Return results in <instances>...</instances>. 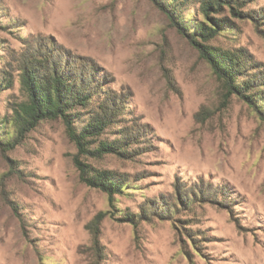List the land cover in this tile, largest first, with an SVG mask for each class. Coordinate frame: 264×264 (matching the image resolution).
<instances>
[{"label": "rangeland", "instance_id": "obj_1", "mask_svg": "<svg viewBox=\"0 0 264 264\" xmlns=\"http://www.w3.org/2000/svg\"><path fill=\"white\" fill-rule=\"evenodd\" d=\"M196 5L177 19L202 20ZM240 9L259 16L225 9L231 26L207 43L242 48L264 74V0ZM43 45L94 65L123 93L122 120L99 139L130 126L137 154L79 151L61 118L0 148V264H264V119L226 92L167 13L152 0H0V80L11 79L0 87L2 141L12 128L5 118L26 99L18 60ZM75 158L126 176V186L110 200L80 181ZM100 212L94 247L87 226ZM141 212L135 224L121 219Z\"/></svg>", "mask_w": 264, "mask_h": 264}, {"label": "trees", "instance_id": "obj_2", "mask_svg": "<svg viewBox=\"0 0 264 264\" xmlns=\"http://www.w3.org/2000/svg\"><path fill=\"white\" fill-rule=\"evenodd\" d=\"M246 1L248 0H152L167 13L178 32L197 47L201 57L207 60L214 74L222 81L226 92L242 97L264 119V74L258 67L252 66V59L242 48L228 50L207 43L221 30L231 26L229 19L221 16L225 9L234 16L246 17L251 14L253 18H258L259 14L255 15L250 10L242 12L240 8ZM187 3L197 4V11L203 17L192 27L177 19V11H181ZM18 64L20 85L26 93V99L12 107L10 117L5 118L12 128L6 130L5 141L0 140L1 149L9 150L18 145L26 133L42 120L61 118L66 125L69 139L76 144L79 151L90 152L98 157L107 153L131 156L128 149L133 151V155L137 154L134 146L139 134L135 135L130 126L121 125L116 130L118 137L114 139H99L107 129L120 123L125 100L123 93H117L105 86L104 78L96 73L94 65L76 63L69 57L52 52L44 45L41 48L27 49L21 54ZM10 82L9 75L1 76L0 87ZM79 115L85 116L86 122L76 130L74 118ZM94 140L98 143L91 147ZM74 161L80 181L106 192L110 200L113 194L121 193L127 184L126 176L111 170L97 169L77 158ZM176 192L178 199L189 205L188 196L185 193L179 195L177 190ZM170 208L167 207L160 214L170 215ZM103 216V212L98 213L87 226L94 247L98 243V224ZM141 217L146 218V214L126 213L121 219L135 224ZM94 250L98 252L97 248Z\"/></svg>", "mask_w": 264, "mask_h": 264}]
</instances>
